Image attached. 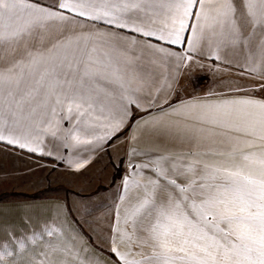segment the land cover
Instances as JSON below:
<instances>
[{
  "label": "snow or ice",
  "instance_id": "1",
  "mask_svg": "<svg viewBox=\"0 0 264 264\" xmlns=\"http://www.w3.org/2000/svg\"><path fill=\"white\" fill-rule=\"evenodd\" d=\"M56 8L41 7L34 0H0V50L21 42L24 35L52 21H68L69 17L64 14L67 12L167 44L186 42L188 53L196 52L202 42L211 46L216 38V50L211 58H221L218 50L222 44L239 48L247 52L248 71L264 79L261 71L264 0H59ZM104 36L111 37L105 43L119 41L113 34L73 30L53 45L57 53L63 52L62 56L53 54L45 58L43 53L28 52L26 61L16 60L0 68V140L36 152L38 149L30 146L27 136L21 142L13 133L24 122L30 127L53 96L56 104L62 103L61 94L56 91L58 86H67L71 92L68 111L71 113L75 106L77 122L67 135L76 144L87 145L104 139L92 135L96 128L106 129L111 138L110 134L128 118L129 105L140 107V98L135 93L142 92L143 87L131 88L119 67L110 71L116 62L109 54H104L106 62L93 59L96 48L89 45ZM128 43L140 46L135 39ZM142 47L159 54L161 59L176 55L148 41ZM77 52H84L86 58L78 59ZM69 53L72 54L70 61ZM178 59L190 61L193 57L182 55ZM69 75L76 78L75 90ZM86 82L118 84L120 100L127 99L126 104L120 105L118 118L110 102L84 87ZM260 88L264 89V83ZM143 98L149 104L154 102L150 91L144 92ZM203 107L208 111L201 117L202 122L228 128L245 137L242 141L237 137L234 151L238 152L239 160L229 167L212 169L211 178L216 180L220 176L222 182L204 181L198 186L196 180L180 184L176 178H169L168 169L159 167L157 173L163 183L160 179L149 180L152 191L128 213L129 219L140 217L142 222H147L145 231L151 253L145 256L141 252V259L128 260L131 253L113 247L111 251L124 264H264V151L259 154L251 151L264 148V144L256 143L264 141V100L232 99ZM55 112L52 108V113ZM173 171H176L175 165ZM192 171L193 167L188 166L176 175L187 176ZM124 183L127 187L129 182L125 179ZM134 183L139 186L138 181ZM18 243L23 247V240ZM7 255L6 246L0 254V264Z\"/></svg>",
  "mask_w": 264,
  "mask_h": 264
},
{
  "label": "crops",
  "instance_id": "2",
  "mask_svg": "<svg viewBox=\"0 0 264 264\" xmlns=\"http://www.w3.org/2000/svg\"><path fill=\"white\" fill-rule=\"evenodd\" d=\"M34 2L41 7L58 10L56 5L59 0H34ZM64 14L69 17L68 21H52L47 25L58 32L57 36L24 37L21 42L0 50V68L16 60L26 61L28 52L43 53L45 58L53 54L62 56L63 52L57 53L53 45L73 30L113 34L119 38L118 42L105 43L111 37L104 36L89 47L96 48L93 59L106 62L107 58L104 54H109L116 62L110 71L119 67L124 81L130 83L131 88L143 87L142 92L135 93V96L140 98V107L137 108L134 104L129 105V111L138 112V116L132 123L136 128V135L133 139L134 144L131 146L136 150L148 152L152 148L161 149L157 143L169 142L172 144L171 147L184 151L185 158L200 159L202 167L208 165V168L212 169L229 167L239 160L238 152L234 151L237 146V137L241 141L245 137L228 128L202 122L201 117L208 111L203 107L205 105H216L224 100L232 99L264 100V89L260 88L264 79L248 71L246 51L222 44L218 50L221 58L214 59L211 58V53L216 50V38H213L214 42L211 46L202 42L196 52L188 53L186 42L182 45L167 44L156 41L154 38L143 37L125 29L116 28L103 21H92L67 12ZM133 39L139 41L140 46L128 43ZM145 41L163 47L176 55L161 59L159 54L154 55L150 50H144L142 45ZM182 55H191L193 59L190 61L178 59ZM76 57L84 59L86 55L84 52H77ZM68 59L69 61L72 59L71 53ZM43 66L42 63L41 70ZM261 71H264V65L261 66ZM200 77L202 80L195 83L194 80ZM68 78L72 81L73 90H75L78 87L75 76L69 75ZM108 78L111 79V76L109 75ZM84 87L93 89L94 94H99L105 102H110L112 109H119L121 104L127 103V99L120 100L117 83L106 86L104 82H86ZM56 91L61 94V104L58 105L51 100L48 106L41 110L42 115L33 119L30 127L28 122H24L13 133L21 138V142H24V137L27 136L30 146L38 149L36 152L9 144L7 140H0V187L4 184L3 187L20 189L23 194H30L33 189L43 190V186L39 184L33 188V177L36 176L33 167L35 166L36 170L44 167L47 171V164H44V160L49 156V148L42 138H36L32 128L37 127V131L42 133V128L48 125V114L52 108L61 111L62 115H72V125L75 126L77 122L75 106L73 105L72 113H69L68 102H65V96H71L67 86H58ZM148 91L152 93L154 100L151 104L143 98L144 92ZM57 120H60V124H64V119L58 118ZM4 134L7 136L8 132L5 131ZM153 143L157 145L153 146ZM256 143L261 145L264 141ZM240 147L243 145L241 144ZM244 150L249 151L247 148ZM251 151L259 154L264 151V148L256 147ZM90 162L91 157L77 160L71 164L69 170L80 171ZM62 205L60 203V206ZM10 212L14 214L10 216L9 229L15 233L25 231V236L33 239L49 237L50 232H53L48 224L49 200L43 194L37 198L24 197L20 201L12 202ZM51 229L55 230L56 227L52 225ZM72 250L73 253L63 256L58 253L55 263L50 264H117L112 259V251L104 252L96 248L84 236L79 245L74 246Z\"/></svg>",
  "mask_w": 264,
  "mask_h": 264
},
{
  "label": "rangeland",
  "instance_id": "3",
  "mask_svg": "<svg viewBox=\"0 0 264 264\" xmlns=\"http://www.w3.org/2000/svg\"><path fill=\"white\" fill-rule=\"evenodd\" d=\"M57 33L55 29L46 26L24 37H55ZM201 80L200 77L194 82ZM70 97L65 96V102ZM112 110L118 118L119 109ZM137 116L138 112L135 110L129 111L128 118L116 132L110 134V139L106 129L96 128L92 135L103 136L104 139L93 140L87 145H78L67 135L74 128L71 123L72 115H62L61 111L56 110L55 114L52 110L49 111L51 123L48 121V125L42 128V133L37 131V127L32 128L36 138H42L49 148V156L44 160L47 171L44 167L41 170L33 167L36 175L33 177V188L39 184L43 186V190L33 189L32 193L23 194L20 189H7L3 187L4 184L1 185L0 254L5 251L6 246L8 252L3 257V264L55 263L58 253L61 256L73 253V247L79 245L83 236L104 252L117 247L123 253H131L127 256L128 260H139L142 258L139 253L143 252L145 256L151 253L145 231L148 225L140 217L129 219L128 213L138 200L152 191L149 180L160 179L163 183L157 173L159 167L168 169L169 178H176L180 184H188L190 180H196L197 186L204 181L209 184L222 182L220 176L216 180L211 178L212 168L202 167L200 159L185 158V152L171 147L169 142L157 143L161 149L152 148L148 152L132 147L136 135V128L132 123ZM58 118L64 119L63 125ZM157 144L153 143V146ZM87 157H91V162L82 170H69L73 162ZM188 166H192L193 171L187 173V176L176 175V172H183ZM125 179L129 182L127 187ZM135 181L139 182V186ZM42 194L49 200L48 224L53 231L50 236L32 239L25 236V231L15 233L9 229L8 222L14 214L10 212L11 203L24 197L37 198ZM60 203L63 205L60 206ZM52 225L56 227L55 230L51 229ZM20 240L24 242L23 247L18 243ZM112 259L114 263L124 264L113 252Z\"/></svg>",
  "mask_w": 264,
  "mask_h": 264
},
{
  "label": "bare ground",
  "instance_id": "4",
  "mask_svg": "<svg viewBox=\"0 0 264 264\" xmlns=\"http://www.w3.org/2000/svg\"><path fill=\"white\" fill-rule=\"evenodd\" d=\"M77 167V166H76ZM79 167V166H78Z\"/></svg>",
  "mask_w": 264,
  "mask_h": 264
}]
</instances>
